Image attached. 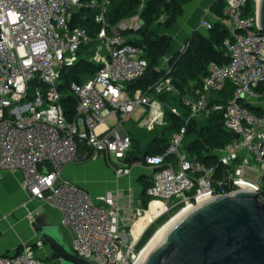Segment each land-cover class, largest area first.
Returning a JSON list of instances; mask_svg holds the SVG:
<instances>
[{"label":"built area","instance_id":"obj_1","mask_svg":"<svg viewBox=\"0 0 264 264\" xmlns=\"http://www.w3.org/2000/svg\"><path fill=\"white\" fill-rule=\"evenodd\" d=\"M249 1L223 0L215 23L227 33L221 45L227 63L210 62L200 90L181 98L189 115L171 136L164 154L143 156L136 164L128 163L133 141L122 133L124 123L136 111L145 112L160 95H179L168 64L145 93L127 91V85L147 70L142 52L131 45L135 37L124 35L140 30V17L132 18L131 25L121 21L111 27L106 19L110 0H0V173H20L27 202L60 213V224L72 234L71 251L84 262L142 264L149 240L140 244L147 231L165 215H183L206 198L245 190L257 193L262 201L264 91L257 93V89L264 85V34L259 30L256 0L252 14L246 12ZM81 11L94 12L99 31L92 37L84 28L71 27ZM159 22H164V16ZM216 24L202 20L199 28L210 32ZM89 44L94 48L81 53ZM81 61L99 70L70 86L77 105L68 121L61 105V78ZM226 83L234 87L232 98L225 105L214 104ZM169 111L182 117L176 108ZM219 111L233 141L212 152L216 166H206L184 150L187 126L193 119L207 120ZM80 142L85 145L86 160L103 159L116 180L130 176L135 166L151 169L146 208L131 192L123 195L116 189L93 199L66 180L64 169L77 163ZM216 167L222 168L220 178ZM151 206L158 213L150 215ZM35 247L41 248L42 242L24 244L12 256L0 255V264H44Z\"/></svg>","mask_w":264,"mask_h":264},{"label":"trees","instance_id":"obj_2","mask_svg":"<svg viewBox=\"0 0 264 264\" xmlns=\"http://www.w3.org/2000/svg\"><path fill=\"white\" fill-rule=\"evenodd\" d=\"M189 1L150 0L140 16L143 22L140 30L138 32L129 30L124 33L125 36L135 37L134 40H131V45L142 52L141 58L147 62L145 74L138 81L127 85V91L131 95L137 91L145 93L161 78L162 72L158 71L159 62L167 55L171 40L168 37L160 36V30L171 28L176 19L182 14L183 6ZM139 6V0H110L106 19L111 27H116L119 22L137 15L139 13ZM222 6L223 0L217 1L216 9L220 11V14ZM253 10L254 2L250 0L247 4L246 12L247 14H252ZM93 15L94 12L81 11L73 17L71 27L84 28L92 37L99 31V27L93 22ZM163 16L164 22L161 23L159 21ZM208 35L209 37L206 39L196 33L193 34L185 44V51L168 61V67L172 71V86L178 91L179 95L164 93L158 97V100L163 104H167L168 102L174 104L175 108H181V113L183 114V109L185 108L181 106V98L190 97L194 90H200L202 80L207 75L208 64L210 62L218 65H225L227 63L225 52L221 48L223 40L227 37L225 30L221 25H216ZM98 70V66L81 61L63 72L61 92L64 95V99L61 105L68 121H71L74 117L77 105L76 98L70 94V86L72 84H81L84 80L93 77ZM233 91L234 87L230 83H226L223 90L215 96L213 103L225 105L232 98ZM263 91L264 85H261L257 89V93H262ZM243 107L254 114H260V110L254 107L249 105H244ZM213 114L207 120L196 119L189 122L186 138L190 141L187 145H184V150L189 155L195 156L201 164L214 167L216 166L217 159L212 155V152L223 149L230 144L233 137L223 130V127H220L223 122L222 114L221 116L215 115L212 117ZM185 119V114L181 118H178L168 110L165 114V126L161 130L160 136L145 147L144 156L164 154L171 136L183 127ZM138 153L139 148L133 143V153H131L128 163H131ZM215 171L216 177L220 178L222 168L216 167ZM150 183V181H146L143 184L142 197L145 196V190ZM260 197L264 203V187ZM148 203L149 201H145V208ZM161 222H157L155 226L147 231L141 241L140 247L147 243Z\"/></svg>","mask_w":264,"mask_h":264},{"label":"crops","instance_id":"obj_3","mask_svg":"<svg viewBox=\"0 0 264 264\" xmlns=\"http://www.w3.org/2000/svg\"><path fill=\"white\" fill-rule=\"evenodd\" d=\"M149 1L139 0V13L123 22L131 25L130 20L137 16L140 17ZM217 1L219 0H190L183 6L182 14L176 19L171 28L160 30V36L168 37L171 40V45L167 55L159 62L158 71L161 72L166 68L170 59L181 54L186 42L193 34L196 33L206 39L209 37V32L200 29L199 24L202 20L216 24L215 21L221 16L220 11L216 9ZM164 107L168 108L169 106L163 105L158 98L153 100L152 105L145 112L144 110L136 111L124 123L122 133L129 136L133 143L136 141L146 147L161 134L160 129L165 125V120L163 115L161 117L159 114L160 110L164 113ZM242 154L244 155V153ZM151 175V169L144 166H135L130 176L116 180L113 171L101 158L95 161L86 160L64 169V178L77 185L93 199L117 189L123 195L131 192L134 198L141 202L143 184L146 181L151 182ZM249 178L255 179L254 176ZM21 182L22 176L20 173H0V190L3 192L0 205L8 210H14L13 212H20L17 218L10 216L7 217L5 223H0V255L6 257L15 255L21 251L24 244L34 245L38 241L31 228L32 216H34V219L38 216L42 217L45 223L58 226L64 244L66 246L68 242L71 244V231L60 224V213L49 206L41 207V204L37 202L28 203V197L21 186ZM25 207H28V214L24 210ZM11 218H14L12 224L9 223ZM16 227H18L17 231ZM34 251L37 256L46 258L45 260L42 259L44 264H51L52 259L58 260L44 243H42L41 248L35 247Z\"/></svg>","mask_w":264,"mask_h":264},{"label":"water","instance_id":"obj_4","mask_svg":"<svg viewBox=\"0 0 264 264\" xmlns=\"http://www.w3.org/2000/svg\"><path fill=\"white\" fill-rule=\"evenodd\" d=\"M256 3L259 30L264 34V0ZM144 150L141 145L133 163H141ZM86 159L80 142L76 162ZM31 228L61 264H88L64 244L58 226L38 216ZM142 264H264V203L257 193L245 190L206 198L160 234Z\"/></svg>","mask_w":264,"mask_h":264},{"label":"rangeland","instance_id":"obj_5","mask_svg":"<svg viewBox=\"0 0 264 264\" xmlns=\"http://www.w3.org/2000/svg\"><path fill=\"white\" fill-rule=\"evenodd\" d=\"M94 48V46L92 45V44H89L87 47H82V50H81V53L83 52V51H86L87 49H89V48ZM29 90H30V92H29V95H30V97L33 95V87L30 85L29 86ZM176 103V102H175ZM163 105H165V106H169L168 108H170L171 107V109L172 108H175L174 107V104H170V102H168L167 104H163ZM220 105H222V104H220ZM165 109H164V113H163V119L165 120V114L167 113V111H168V108H166V107H164ZM177 109V108H176ZM178 110H179V112H181V108H178ZM184 110V114H185V118L187 119L188 118V115H189V112H188V110L186 111L185 109H183ZM181 114H183V113H181ZM183 114V115H184ZM213 114V113H212ZM221 114H222V112L221 111H219V112H216V113H214L213 115H212V117L213 116H215V115H217V116H221ZM182 115V116H183ZM185 119V120H186ZM197 119H202V118H197ZM185 120H184V123H183V126H184V124H185ZM193 120H196V119H193ZM165 126V125H164ZM164 126H162L161 127V129L160 130H162L163 128H164ZM223 130H225V129H223ZM226 131V130H225ZM227 132V131H226ZM155 133V132H154ZM228 133V132H227ZM229 134V133H228ZM230 135V134H229ZM231 136V135H230ZM142 140V139H141ZM143 141V140H142ZM146 141H148L147 139H146ZM189 139H185V141H184V145H187L188 143H189ZM233 140H231V142H232ZM230 142V143H231ZM134 144H136L137 146H138V148H140V146H141V144H139L138 142H134ZM135 151V150H134ZM138 155V154H137ZM137 155H135L136 157H137ZM2 191L0 190V199L2 198L1 196H2ZM145 201H149V198H147L146 196H143L142 197V199H141V205H142V207L143 208H145ZM25 212L28 214V207L26 208L25 207ZM39 210V209H38ZM14 210H8V209H6V207H4L3 205H0V223L1 222H3V223H5L6 222V219H7V217H10V216H12V217H16L17 218V215H19L18 213H20V212H18V211H16V212H13ZM156 213H158V209L156 210V208L155 207H153V206H151V214L150 215H154V214H156ZM33 218H31V220L32 219H34V216H32ZM173 217H175V213H169V214H167V215H165L162 219H160L161 221L162 220H164V221H158L159 223L161 222V224L158 226V228L155 230V232H154V234L159 230V228L161 227V226H163L164 224H166V223H168ZM14 221V218L12 219L11 218V221H9V223L10 224H12V222ZM8 225V224H7ZM155 226V225H154ZM18 230V227H16V231ZM154 234H152V236L154 235ZM152 236H151V238H152ZM150 240V239H149ZM67 246H68V249L71 251L72 249H71V244H70V242H68L67 243ZM72 252V251H71ZM39 257V256H38ZM40 258L41 259H43V260H45L46 258L45 257H41L40 256ZM51 258V257H50ZM52 259V258H51ZM49 264V263H48ZM51 264H61L60 263V261H58V260H56V259H52V262H51Z\"/></svg>","mask_w":264,"mask_h":264},{"label":"bare ground","instance_id":"obj_6","mask_svg":"<svg viewBox=\"0 0 264 264\" xmlns=\"http://www.w3.org/2000/svg\"><path fill=\"white\" fill-rule=\"evenodd\" d=\"M158 206V205H155ZM182 216V214L172 218L168 223L164 224L163 226H161L159 228V230L152 236V238H150L145 250H144V257H146V254L148 252V250L150 249V247L153 245V243L158 239V237L160 236V234L166 230L169 226H171L177 219H179Z\"/></svg>","mask_w":264,"mask_h":264}]
</instances>
